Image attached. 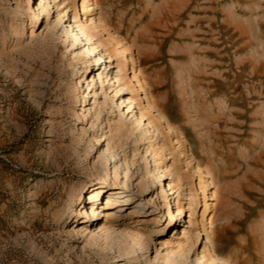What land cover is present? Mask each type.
Listing matches in <instances>:
<instances>
[{"label": "rangeland", "instance_id": "1", "mask_svg": "<svg viewBox=\"0 0 264 264\" xmlns=\"http://www.w3.org/2000/svg\"><path fill=\"white\" fill-rule=\"evenodd\" d=\"M82 2L0 0V264H264V0Z\"/></svg>", "mask_w": 264, "mask_h": 264}, {"label": "bare ground", "instance_id": "2", "mask_svg": "<svg viewBox=\"0 0 264 264\" xmlns=\"http://www.w3.org/2000/svg\"><path fill=\"white\" fill-rule=\"evenodd\" d=\"M81 7H82V11H83V13L85 14V15H87L88 14V12H89V0H83V2H82V5H81ZM38 15L39 14H41V12H43L44 10H45V5L44 4H42V5H38ZM37 17V16H36ZM75 25H73V24H71L69 27L70 28H72V30H71V32L69 33V35L71 34V35H73V38H74V40L75 41H77V42H81L82 41V39L81 38H84L88 43H89V45L87 46V48H86V50L89 52V53H92V52H96V50H97V48H96V46H94V44H92L91 43V32H92V27H89V26H87V25H85L84 23H82L80 20H79V16L78 15H75ZM104 46V45H103ZM117 54V53H116ZM108 57L109 58H111L112 56L111 55H108ZM104 58H106V56L100 51V53L99 54H96V56H95V59H96V61H102V63H104ZM120 60V59H119ZM108 61H110V60H107L106 62H108ZM122 62V61H121ZM120 62V63H121ZM132 63H133V79L134 80H136L137 82H140L139 80H140V78H138L139 76H138V72L136 71V68L137 67H135V65H136V59H135V57L133 56L132 57ZM121 65V64H120ZM118 66V68H119V72H118V75H117V82H119V85H118V89H117V93L118 92H120V91H125V89H126V86L130 83L131 84V82H133L134 80L133 79H131L130 80V78L128 77H126V76H124L123 74L124 73H122V68H120L121 66ZM123 65V64H122ZM124 66V65H123ZM105 67V66H104ZM106 68V67H105ZM99 78L100 79H102V77H103V75H104V71H101L99 74ZM125 75H126V73H125ZM107 77H108V75H107ZM106 77V78H107ZM91 81V83L93 84L94 83V79H91L90 80ZM102 81V80H101ZM135 82V81H134ZM91 84V85H92ZM133 84V83H132ZM131 84V85H132ZM94 86V85H93ZM119 86H121V87H119ZM137 86V85H136ZM135 83L132 85V87L134 88V89H136L135 87ZM139 86H140V83H139ZM90 87V85L88 86V88ZM129 88H131V86L129 85V87H127V90L129 89ZM141 88V87H140ZM132 89V88H131ZM130 89V90H131ZM138 90V89H137ZM92 91H94V96H96V95H98L97 93H98V91L97 90H94V89H92L91 90V92ZM133 92V91H132ZM121 99H122V103H121V105L124 103V102H126V100H124V98L123 97H121ZM127 101H129V104L132 106V104H133V102H134V100H133V98L130 96V97H127ZM151 100H148V108H150L151 110H153V109H156V111H157V114L156 115H154L155 117H158V118H164V115H162V113L160 112V110L162 109H158V107H157V105L155 104H152L151 102H150ZM160 103V102H159ZM160 105V104H159ZM146 106V105H145ZM163 110V109H162ZM164 111V110H163ZM145 116V114H144V112H141L140 113V118H139V121H137V126H143L145 123L143 122V120H144V117ZM151 118V117H150ZM153 119V118H152ZM154 120V119H153ZM166 123H167V125H168V127L170 128L171 126H170V122L168 121V119L166 120ZM172 125V124H171ZM156 126V125H155ZM123 127H124V129H122V131L124 132V134H129L130 133V128L129 127H127V123L126 124H124L123 125ZM143 135L141 136V140H142V142H143V139H145V138H147V136H146V133L148 132V129L146 128V127H144L143 128ZM149 138V137H148ZM140 140V139H139ZM139 142V141H138ZM152 151V150H151ZM154 151V150H153ZM144 156V160L146 161L145 163H146V165L147 166H145L146 168H148V165H149V159H148V156L147 155H143ZM151 156V155H150ZM146 170V169H145ZM146 171H148V170H146ZM148 174V173H147ZM159 175V174H158ZM157 175V176H158ZM163 178V176H160L159 175V182L161 183V185H162V179ZM111 180V177L109 176V170H106L105 171V174L101 177V181L102 182H108V181H110ZM86 185H83V187H82V189L80 190H78V192H76L77 193V196L78 197H80L81 195H83V193H84V191L86 190ZM99 187H102V186H99ZM172 189V188H171ZM99 193H100V191H97L96 192V190H94L93 191V199H97V197L99 196ZM161 193H162V197H163V200L165 201V200H167L168 199V193H167V189L164 187V186H162L161 187ZM205 197H207V193L205 192ZM211 199H216L215 198V194H213V197H211ZM116 201H115V199H113V197H111V199L107 202V204L108 205H111V204H114ZM177 203H179V202H177ZM94 207L91 209V211L89 212V211H86V216H88V217H91V218H97V217H99L100 215H103V211L102 210H100L96 205H93ZM167 207H168V210H167V215H166V220H170L171 218H176L177 216L179 217L180 215H182V213H183V208L182 207H177L176 208V213L173 211V208L171 207V205H170V203L168 202L167 203ZM205 207H206V210H205V212L207 211V209H208V199L207 198H205ZM191 211H192V208H191ZM104 216H107V215H105L104 214ZM191 222V221H190ZM205 231H207V230H205ZM211 235H209V234H207V240L209 241V244L208 245H211L212 247H211V249L209 248V251H210V253L208 254L209 255V258L207 259L209 262H210V264H218L219 262H221L222 261V258L220 257V255L216 252V250L214 249L215 248V242L213 243V240L211 239V237H210ZM204 252V251H203ZM168 254H169V256L168 257H170V259L168 260V262L170 261V264H174V262H173V260H172V258H171V256L170 255H172L173 254V249H170L169 251H168ZM208 255H203L202 257L205 259V258H207V256ZM223 262V261H222ZM225 264V263H224Z\"/></svg>", "mask_w": 264, "mask_h": 264}]
</instances>
